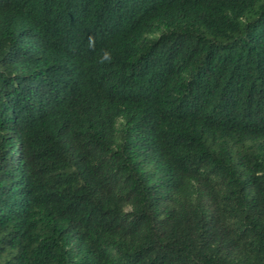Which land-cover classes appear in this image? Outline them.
<instances>
[{
  "label": "trees",
  "instance_id": "16d2710c",
  "mask_svg": "<svg viewBox=\"0 0 264 264\" xmlns=\"http://www.w3.org/2000/svg\"><path fill=\"white\" fill-rule=\"evenodd\" d=\"M0 264H264V0H0Z\"/></svg>",
  "mask_w": 264,
  "mask_h": 264
},
{
  "label": "clouds",
  "instance_id": "9594fccd",
  "mask_svg": "<svg viewBox=\"0 0 264 264\" xmlns=\"http://www.w3.org/2000/svg\"><path fill=\"white\" fill-rule=\"evenodd\" d=\"M89 47L92 48L94 47V38L93 37H89ZM111 58H112V53L108 50V49H104L102 51V55L100 60L98 61L99 63L103 64V63H110L111 62Z\"/></svg>",
  "mask_w": 264,
  "mask_h": 264
}]
</instances>
